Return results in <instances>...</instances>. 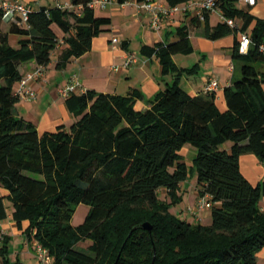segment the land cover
Instances as JSON below:
<instances>
[{
	"label": "trees",
	"instance_id": "obj_1",
	"mask_svg": "<svg viewBox=\"0 0 264 264\" xmlns=\"http://www.w3.org/2000/svg\"><path fill=\"white\" fill-rule=\"evenodd\" d=\"M91 1L72 0V8L64 9L41 7L31 12L27 27L0 32V186L8 192L0 197V220L7 217V199L16 227L29 244L48 251L51 264H259L264 182L252 185L239 161L251 154L264 163V20L239 9L237 0L218 2L224 17L241 19L242 31L250 29L251 35L247 54L239 53V41L233 47V66L241 63V78L223 90L225 111L218 109L214 93L193 97L180 87L190 70L179 69L172 57L193 51L189 36L201 24L193 18L176 29V41L141 47L142 56L156 57L162 74L173 76L146 110L135 108L142 98L136 91L116 96L87 90L65 98L75 118L68 129L61 125L39 134L14 113L20 100L15 85L22 78L18 67L33 60L46 68L60 40L64 49L57 69L88 52L93 39L111 26L109 17L89 7ZM207 19L204 37L217 40L232 33L224 23L209 27ZM9 34L20 37L17 47L10 45ZM185 146L195 150L190 167L181 155ZM192 172L198 196L211 198L207 226L171 212L182 201L179 185ZM79 205L89 212L73 226ZM87 240L85 251L76 248ZM10 242V237L0 239V264H21L9 261Z\"/></svg>",
	"mask_w": 264,
	"mask_h": 264
},
{
	"label": "crops",
	"instance_id": "obj_2",
	"mask_svg": "<svg viewBox=\"0 0 264 264\" xmlns=\"http://www.w3.org/2000/svg\"><path fill=\"white\" fill-rule=\"evenodd\" d=\"M24 3L32 10H37L41 7L53 8L58 5H71L72 0H24ZM239 9L247 11L254 18L264 20V0H256L253 7L243 6ZM76 11L80 12V9L78 8ZM94 11L97 16L111 19L109 31L93 39L91 49L78 58H72L63 69H57L56 64L64 47L54 51L51 54V62L45 68L44 78L29 83L36 92L35 100L20 99L15 106V116L31 123L39 134L53 132L61 125L68 129L74 123L75 118L69 114L64 105L65 98L59 94V89L73 75L77 76L85 91L116 96H127L132 91L138 92L142 98L136 101L135 108L139 111L146 110L149 107V101L156 94L165 90L167 85L173 81L172 75L162 74V67L156 57H144L141 55L140 49L144 45L153 46L156 43L168 44L176 41V29L190 24L193 16H178V20L174 24L165 21L159 32H153L149 25L151 15L139 11L133 2L118 4L114 1L106 8H96ZM206 21L209 27H215L221 23L217 14L208 15ZM204 24L205 22L201 23L195 33L189 36L193 51L187 55L176 54L172 60L179 69L190 70L188 74L182 75L180 87L193 97L207 94L205 87L209 80L214 78L218 81L219 89L214 94L217 107L223 112L226 110L223 90L231 86L236 76L232 50L238 41V36L235 33H230L220 39L210 40L202 35ZM10 28L8 23H0L1 33L8 34ZM52 28L58 39H62L64 35L59 29L55 26ZM248 30L250 31V29ZM112 38L118 40L116 45H113ZM8 40L11 46L17 47L20 37L9 34ZM133 46L136 47V51ZM130 54L136 57V62L126 67L125 61ZM36 66L37 64L32 60L20 64L18 70L23 77L34 70ZM224 148L228 150L229 145H225ZM192 149L190 146H185L181 150L183 161L189 167L192 161L189 164L186 155L193 152L195 156V150ZM239 163L241 173L252 185L264 182V163L255 156L243 155L240 157ZM194 178L191 175L179 185L178 193L182 196V201L172 213L182 220L203 225L204 222L211 219L210 211L201 212L198 218L188 211V208H194L198 197L196 175ZM191 181L195 182L191 184ZM190 189H193L191 196ZM6 196H8V192L0 186V197L5 198ZM159 196L165 199L166 191L159 190ZM3 205L7 217L0 220V239L5 236L11 238L9 261L11 263L19 261L21 264H39L35 254V243L29 244L22 231L16 227L12 220L10 201L4 199ZM260 207L264 208V198L260 201ZM256 257L259 264H264V248L256 254Z\"/></svg>",
	"mask_w": 264,
	"mask_h": 264
},
{
	"label": "built area",
	"instance_id": "obj_3",
	"mask_svg": "<svg viewBox=\"0 0 264 264\" xmlns=\"http://www.w3.org/2000/svg\"><path fill=\"white\" fill-rule=\"evenodd\" d=\"M115 0H92L89 7L92 9H104L113 4ZM219 0H190L188 2L170 5L164 0L151 1L146 0L142 3L133 2L139 11H143L151 15L150 29L153 32H159L164 26L165 21L168 23H176L178 16H193L199 23H204L206 16L210 14H217L221 23L226 24L238 36V51L240 54H247L250 43V31H242V21L237 18H225L222 11L218 8ZM256 0H237L236 5L238 8L243 6L253 7ZM61 8H72L71 5H58ZM33 10L29 8L24 0H0V23H8L11 27H27L29 15ZM113 45L118 43L116 38H112ZM64 45L60 40L56 49H60ZM136 62V57L133 54L127 56L125 66H130ZM45 75L44 66H36L34 70L24 75L18 82L15 89V95L22 100L32 101L36 98V92L30 87V82L43 79ZM219 89L218 81L211 79L208 81L205 91L206 93H216ZM86 91L81 85L76 75H73L69 80L59 89V94L63 98H67L73 94H83ZM211 198L205 194L198 196L194 208H188V211L196 218L204 211H209L212 207ZM264 211V208H261ZM35 254L39 264H51L52 258L48 251L38 244H35Z\"/></svg>",
	"mask_w": 264,
	"mask_h": 264
},
{
	"label": "rangeland",
	"instance_id": "obj_4",
	"mask_svg": "<svg viewBox=\"0 0 264 264\" xmlns=\"http://www.w3.org/2000/svg\"><path fill=\"white\" fill-rule=\"evenodd\" d=\"M133 49H134V51H136V47L135 46H133ZM137 53V52H136ZM190 63V62H189ZM234 64H235V66H236V76H235V78H234V80H238V79H240L241 78V72H240V65H241V63L239 62V61H235L234 62ZM190 66H192L193 64H189ZM192 150H194V149H192ZM193 157H194V153L192 152V153H188L187 155H186V159H187V161H188V163L190 164V162L192 161V159H193ZM191 175H192V178H194V173L192 172L190 175H189V178L191 177ZM195 179V178H194ZM193 179V180H194ZM192 182V181H191ZM195 182V181H194ZM194 182H192L191 184H193ZM189 193H190V196H191V194L193 193V189H190L189 190ZM160 198H161V196H160ZM162 199V198H161ZM193 206V205H192ZM191 206V207H192ZM179 207V205L178 206H175V207H172L171 209V212L172 211H174L175 210V208H178ZM88 212H89V207L88 206H86V205H79L78 207H77V209H76V211H75V213H74V215H73V217H72V221H71V224L73 225V226H77V225H80V224H82L83 223V221H84V219H85V217L87 216V214H88ZM211 224V219L210 220H208V221H206V222H204V224L203 225H205V226H207V225H210ZM91 244V241H85V242H82V243H79L78 245H77V249L78 250H80V251H85L86 249H87V247L89 246Z\"/></svg>",
	"mask_w": 264,
	"mask_h": 264
},
{
	"label": "water",
	"instance_id": "obj_5",
	"mask_svg": "<svg viewBox=\"0 0 264 264\" xmlns=\"http://www.w3.org/2000/svg\"><path fill=\"white\" fill-rule=\"evenodd\" d=\"M143 228L145 230H148V231H150V229H151V227L149 226V224H144Z\"/></svg>",
	"mask_w": 264,
	"mask_h": 264
}]
</instances>
